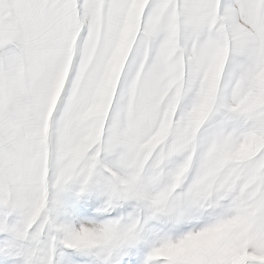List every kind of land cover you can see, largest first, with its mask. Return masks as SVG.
Segmentation results:
<instances>
[{"label":"snow or ice","instance_id":"6c2138e0","mask_svg":"<svg viewBox=\"0 0 264 264\" xmlns=\"http://www.w3.org/2000/svg\"><path fill=\"white\" fill-rule=\"evenodd\" d=\"M0 264H264V0H0Z\"/></svg>","mask_w":264,"mask_h":264}]
</instances>
